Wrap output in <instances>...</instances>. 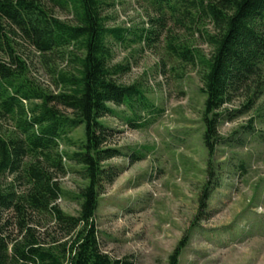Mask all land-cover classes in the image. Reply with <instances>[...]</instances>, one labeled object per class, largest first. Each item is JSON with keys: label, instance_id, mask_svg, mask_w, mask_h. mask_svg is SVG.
<instances>
[{"label": "trees", "instance_id": "obj_1", "mask_svg": "<svg viewBox=\"0 0 264 264\" xmlns=\"http://www.w3.org/2000/svg\"><path fill=\"white\" fill-rule=\"evenodd\" d=\"M147 2L155 16L149 29L137 31L110 26L105 12L111 5L104 0H0V264H133L111 258L99 240L100 197L120 174L108 163L123 156L109 145L113 134L103 120L117 116L114 107L125 106L132 112L128 125L143 129L151 123L142 119L143 112L158 111L139 84L119 81L130 66L113 64V44L151 46L167 32L168 52L185 65L201 67L209 181L200 208L206 211L223 111L241 95L248 97L249 108L264 94V0ZM55 7L72 20L57 17ZM171 23L186 35L199 34L211 53L175 32L168 35ZM20 42L50 68L56 60L66 62L67 68L52 70L58 92L31 80ZM9 121L13 130H4ZM80 128L82 140L71 139ZM62 144L75 149L61 151ZM142 159L129 157L131 164ZM63 160L78 166L86 182L75 195L76 215L58 204L66 195L59 181ZM187 238L170 264L179 263Z\"/></svg>", "mask_w": 264, "mask_h": 264}, {"label": "rangeland", "instance_id": "obj_2", "mask_svg": "<svg viewBox=\"0 0 264 264\" xmlns=\"http://www.w3.org/2000/svg\"><path fill=\"white\" fill-rule=\"evenodd\" d=\"M104 1L111 5L105 12L110 26L140 31L149 29L155 16L147 0ZM53 9L60 19L72 20L68 11ZM174 32L194 48L211 53L199 34L186 35L171 23L168 35ZM166 35L151 46L113 44V64L130 66L119 81L139 84L158 112H143L142 119L151 121L143 129L128 125L132 112L125 106L114 107L117 116L103 120L113 134L109 145L123 156L108 163L120 174L100 197L96 220L101 249L133 264H170L169 257L188 237L178 264H264V94L249 108L246 95L225 107L211 162L214 192L202 213L200 201L209 181L202 69L176 60L167 50ZM20 43L18 51L29 65L31 80L58 92L52 70L67 68L66 62L56 60L50 68L32 47ZM25 105L30 107L29 102ZM13 125L6 122L4 130H13ZM70 137L82 140L83 128ZM134 154L143 159L131 164ZM63 164L59 181L66 195L58 204L76 215L75 195L86 182L78 166L67 160Z\"/></svg>", "mask_w": 264, "mask_h": 264}]
</instances>
